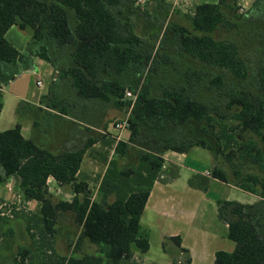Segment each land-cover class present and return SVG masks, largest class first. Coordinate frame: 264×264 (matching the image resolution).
<instances>
[{
  "label": "trees",
  "instance_id": "trees-1",
  "mask_svg": "<svg viewBox=\"0 0 264 264\" xmlns=\"http://www.w3.org/2000/svg\"><path fill=\"white\" fill-rule=\"evenodd\" d=\"M135 2L0 0V88L17 73V64L26 56L4 36L16 25L30 30L35 55L58 70L59 80L66 81L73 93L69 101L62 95L55 97L51 90L43 97L48 107L72 117L87 110L89 101H98L101 107L111 103L112 107L129 108L128 138L113 140L114 157L101 177L96 199L90 197L87 183L78 177L84 149L54 153L22 136L19 123L0 131V184L10 176L17 177L23 198L39 204L38 212L23 216L39 264H118L134 252L144 253L149 244L139 218L163 165L162 157L148 149L185 153L193 147L213 156V178L260 197L253 204L217 200L218 217L227 223L226 237L235 246L231 252L216 251L213 264H264L262 1L256 0L246 11L236 7L237 0L197 4L190 15L191 29L171 23L158 43V52L144 50L146 37L135 33L137 15L149 14L147 10L134 13ZM158 2L157 8L167 18L166 5ZM240 25L247 28L243 33L251 36L250 42L256 43L254 67L251 55L241 52L237 40L214 36L219 29L230 32ZM168 33L174 37L172 41L181 53L178 55L194 58L203 68L174 69L173 81L157 92L146 84L139 90L131 83L126 86L124 79L130 67L144 63L150 77L158 64L174 61L175 55L165 51ZM205 67L215 73L207 78ZM126 90L135 94L134 101L124 98ZM91 143L89 140L85 149ZM119 157H135L136 165L119 167ZM50 177L60 186L70 187V200L50 199ZM66 212L73 215L80 231L72 251L61 254L53 247L54 225ZM172 238L180 244L179 237ZM81 240L96 245L98 252L76 255L74 249ZM27 256L32 257V251L21 247L15 264H31ZM172 264H189V259Z\"/></svg>",
  "mask_w": 264,
  "mask_h": 264
},
{
  "label": "crops",
  "instance_id": "crops-1",
  "mask_svg": "<svg viewBox=\"0 0 264 264\" xmlns=\"http://www.w3.org/2000/svg\"><path fill=\"white\" fill-rule=\"evenodd\" d=\"M255 1L237 0V4H240L241 9L246 11ZM179 2L181 0H164L161 4L164 3L170 7L171 3L177 5ZM165 13L168 14V19L171 16V11L166 8ZM26 31L27 29H20L18 26L12 25L4 35L19 52L26 56L23 62L17 64V73L8 82L2 84L0 88L2 100L0 131L19 123L22 136L32 139L37 145L54 153L84 149L78 177L87 182L100 174L96 187L98 188L101 177L113 154L115 142L117 140L126 141L129 132L127 129L126 133L123 132L124 130L119 132L114 126V132L107 131L106 124H104L107 122L104 119L106 115L103 114L101 104L98 101L86 102L87 110L79 112L76 118L69 113L61 114L58 109L48 107L43 102L45 101L43 97L48 95L51 89L45 86V80L51 83L57 82L61 78L60 72L55 70L47 61L35 55L34 44L31 42L30 34ZM22 74L32 75L34 84L29 83L28 85L25 82L22 86H15ZM38 80L41 81L40 85L36 84ZM21 103H25L22 108L28 113V119L25 120L24 118L18 121L3 119L2 114L6 106L17 109ZM113 108L112 111H115L113 112L115 115L123 116L116 122L126 119L129 108L117 106ZM111 116L107 118H112ZM89 140L92 143L85 149ZM148 151L160 155L163 159L162 172L154 181L139 218L140 226L147 232L149 247L144 253L134 252L130 259L121 260L118 264H172L175 261L182 263L185 258L189 259V264H213L216 251L231 252L234 247L227 248L230 246L229 239H226L227 223L218 217L217 200H234L243 204H253L258 202L260 197L235 185L213 178L211 171L215 160L211 153L203 148L193 147L185 153L159 148L148 149ZM124 160L125 163L132 164V166L136 165L135 157L124 158ZM187 160H189L190 165H185ZM196 160H202L207 166L199 170L194 164H191ZM181 174L186 178L188 177V180L186 183L183 181V183L178 184V178ZM14 182L18 187L17 177L10 176L4 183L0 184V198L3 197L6 200L10 197L9 192L12 190ZM47 187L48 191H51L52 187L56 193L60 192V188L70 189L68 185L60 186L51 177L47 179ZM211 189L220 191L223 196L214 193V197H208ZM232 190L247 193L250 195V199H232L230 193L236 194ZM66 195L72 197L71 189ZM20 196L25 206L28 204V208H31V212H33L32 208L39 207L35 200H25L21 193ZM200 200L214 204L215 213L206 218L199 210L198 201ZM186 206L191 207L186 208ZM59 217V221H64L66 230H61L60 234L56 233L55 245L53 246L59 252L56 249L57 236L59 235L65 243V252L59 253L69 254L73 249L71 240L73 237L74 240L77 238L80 228L74 224L71 213L66 212ZM172 237H179L180 244L178 245ZM86 246L95 245L91 243L79 244L74 249V253L78 256L88 253L85 251Z\"/></svg>",
  "mask_w": 264,
  "mask_h": 264
},
{
  "label": "rangeland",
  "instance_id": "rangeland-1",
  "mask_svg": "<svg viewBox=\"0 0 264 264\" xmlns=\"http://www.w3.org/2000/svg\"><path fill=\"white\" fill-rule=\"evenodd\" d=\"M159 0H136V2L133 5V12L134 11H145L147 10L149 12L148 15H140L136 17V19L140 22H136V27H135V33L139 36H145L146 37V44L144 46V50H152V51H157L158 52V43L161 41V38L164 34V32L167 30V28L170 26L171 23H177L179 25L184 26L187 29H191V21H190V15L192 14L194 10V6L200 3L204 2H216L217 0H181V2L177 3H171L170 7L167 6V9L171 11V16L167 19L164 17L163 12L159 11L160 9L157 8L159 4ZM164 1V0H162ZM262 3H260L261 6H263L264 9V0H261ZM158 2V4H157ZM164 7V6H163ZM162 7V8H163ZM174 7V8H172ZM237 8H242L240 4L236 6ZM164 10V8H163ZM245 11V9H243ZM243 11V12H244ZM161 12V13H160ZM238 12L240 13L239 9ZM135 13V12H134ZM158 23H160V28L158 29ZM242 25V24H241ZM240 25V26H241ZM170 30V29H169ZM241 30V32H239ZM244 30H247V28L243 25L241 28L239 27L238 30L237 28L233 30H226V29H219L214 33V36L219 39H226L229 37H232L233 39L237 40L240 43V48L241 52L243 54H250L249 56L251 60V65L254 67L256 63V57L252 55L253 47L256 45V43L250 42L251 36L248 35L247 32L243 33ZM192 31V30H191ZM27 33L30 34V30L26 31ZM196 33V32H195ZM171 36L173 37L172 33ZM170 36V33L167 35V39L164 42V45L168 47V49L165 48V51L168 53H171L175 56H173L174 61L170 65H164V64H158L157 67L154 69L152 72L153 74L150 75L149 77V72L147 70V65L144 63L137 66V67H130L128 70V74L125 75L126 78L125 84L128 86L130 83L136 88V90L141 89L143 85H148L149 88L152 91L157 92L158 89H161V87L168 86L170 85L169 82L173 81L171 77L174 75V69H183V70H188V69H202L201 66L199 65L194 58L187 57L183 55V57H180L178 54L180 53L179 48H177L176 45H174V42L172 41V37ZM247 39L246 43H241L240 41ZM174 40V37H173ZM181 54V53H180ZM179 57H177V56ZM181 59V60H180ZM204 71L207 73V78L210 77L212 74L215 73L214 70L210 69L209 67H205ZM131 73V74H130ZM132 75V76H131ZM27 82L28 85L29 83L34 84V77L30 74H22L21 77L17 80V84L15 86H22L23 83ZM45 86L49 89L52 90L53 93H56L55 97L58 95L64 96L67 100H71L73 97V93H71L69 89V85L66 81L64 80H58L56 83H51L48 80H45ZM51 87V88H50ZM43 90V89H42ZM109 105L107 107H101L103 109V114L106 115L104 118L105 121H107L106 124V130L114 132L113 125L114 123L123 116H119V114L115 115L112 111L114 108L110 104H105ZM112 115V118H107L110 115ZM28 113H26L24 108L21 109H16L15 107H7L4 108L2 117L4 120L7 119H14L16 121L20 119H28ZM125 116V115H124ZM75 118L77 117L74 116ZM126 133V129L123 131ZM204 151V150H203ZM113 154L111 156V159L113 158ZM110 159V160H111ZM116 162L119 167L126 166L128 163H125L124 158H117ZM194 164L195 167L199 168V170H202L206 163L203 162L202 160H196L195 162L191 163ZM105 165V164H104ZM102 165V166H104ZM185 165H190L189 160L185 161ZM185 171L184 169H182ZM101 173V172H100ZM184 173V172H183ZM100 174L92 177L89 181H87L88 189H89V195L92 199L97 198V183L99 180ZM188 178V177H187ZM186 177H184L182 174L180 175V178H178V184L185 183L188 180ZM49 191L50 199L53 202H57L60 200H66V199H71L70 195H66L67 192L70 191L68 188H60V192H55V190L51 187ZM210 193L208 194V197H214V193L221 194L222 193L216 190H209ZM232 192L236 193H230V198L232 199H238V200H246L250 199V195L247 193H244L240 190H232ZM10 197L4 200V198H0L3 202H5L7 205H13L15 208V214L14 216L10 217L8 216L7 209L0 208V211H2L4 214L3 218H0V264H15V260L18 258L17 253L21 247L27 248L32 251V257L27 256L26 261L31 259V264H39V260L36 256V250L35 246L32 242V239L28 232L25 229V221L23 216L26 215L27 213H32L31 208H28V204L25 206L23 201L21 200V196L18 190V187L15 185V182L13 183L12 190L9 192ZM12 194V195H11ZM217 196V195H216ZM223 196V195H222ZM226 196V195H225ZM220 197V195H218ZM112 200V196L108 198V201ZM199 203V210L205 215L206 218L209 216L213 215L215 213L216 208L214 204H210L207 201H198ZM6 205V206H7ZM191 206H186V208H189ZM33 212H38V208H32ZM60 217L58 218L57 223L54 225L56 233L60 234L61 230H66V226L64 221L62 220L59 221ZM56 233L54 237L56 238ZM55 238L53 239V245H55ZM228 239V238H226ZM57 243H56V249L59 252H65V243L63 242V239L60 238V236H57ZM88 243L86 240H81L79 244L85 245ZM76 239L71 240V245L73 247L75 246ZM229 247L228 249H231L232 246L234 247L233 242L230 240L228 241ZM54 247V246H53ZM55 248V247H54ZM85 251L92 254L94 252H98V247L92 246V247H85Z\"/></svg>",
  "mask_w": 264,
  "mask_h": 264
},
{
  "label": "built area",
  "instance_id": "built-area-1",
  "mask_svg": "<svg viewBox=\"0 0 264 264\" xmlns=\"http://www.w3.org/2000/svg\"><path fill=\"white\" fill-rule=\"evenodd\" d=\"M36 84L37 85H40L41 84V81H37L36 82ZM124 98H126V99H129V100H131V101H134V99H135V94L134 93H132L131 91H129V90H126L125 91V93H124ZM114 128L117 130V131H123V130H125L126 128H127V120L126 119H124V120H122V121H118V122H115L114 123ZM7 204L5 203V202H2L1 204H0V208H2L3 206H4V208L5 209H7V213L6 214H8V216H10V217H12V210H13V208H12V206L9 204V205H7ZM14 210H15V208H14ZM3 212L2 211H0V216H3Z\"/></svg>",
  "mask_w": 264,
  "mask_h": 264
}]
</instances>
